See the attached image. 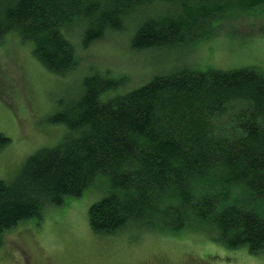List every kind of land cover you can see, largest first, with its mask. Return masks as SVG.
Segmentation results:
<instances>
[{"label": "trees", "instance_id": "16d2710c", "mask_svg": "<svg viewBox=\"0 0 264 264\" xmlns=\"http://www.w3.org/2000/svg\"><path fill=\"white\" fill-rule=\"evenodd\" d=\"M263 8L264 0H0V41L32 42L60 76L79 62L66 37L73 29L87 48L130 20L136 49H192ZM204 70L183 66L127 94L109 74L87 73L51 117L67 127L59 145L30 157L14 184L0 181V245L21 223L105 184L89 209L97 234L129 225L204 233L227 251L264 255V74ZM10 141L0 134V150Z\"/></svg>", "mask_w": 264, "mask_h": 264}, {"label": "rangeland", "instance_id": "374dc122", "mask_svg": "<svg viewBox=\"0 0 264 264\" xmlns=\"http://www.w3.org/2000/svg\"><path fill=\"white\" fill-rule=\"evenodd\" d=\"M145 13L143 18H148ZM243 19L225 21L218 37L192 49H136L132 45L136 29L130 20L87 48L80 32L73 29L66 37L73 41L79 62L60 76L37 59L33 43L14 34L4 37L0 41V134L11 141L0 150V181L14 184L30 157L59 145L67 127L52 123L51 117L60 112L62 101L76 98L87 73L109 74L120 82L123 94L183 66L201 71L253 68L264 74V8ZM106 191L102 184L82 197H69L41 218L7 232L0 245V264H264V255L252 256L246 248L227 251L204 233L164 234L129 225L113 235L97 234L90 227L89 209Z\"/></svg>", "mask_w": 264, "mask_h": 264}, {"label": "bare ground", "instance_id": "6f19581e", "mask_svg": "<svg viewBox=\"0 0 264 264\" xmlns=\"http://www.w3.org/2000/svg\"><path fill=\"white\" fill-rule=\"evenodd\" d=\"M122 33V32H121ZM130 33V32H129ZM136 34V33H135ZM119 35V34H118ZM124 36H126V35H124ZM123 36V37H124ZM134 36V35H133ZM121 37V36H120ZM129 39H130V37H129ZM31 40V39H30ZM126 41V40H125ZM129 41V40H128ZM32 43V42H31ZM122 43H123V40H122ZM127 44V43H126ZM130 46V45H129ZM129 48V47H128ZM73 54V53H72ZM85 76V75H84ZM89 76V75H88Z\"/></svg>", "mask_w": 264, "mask_h": 264}]
</instances>
